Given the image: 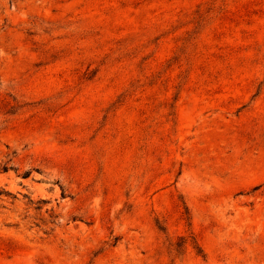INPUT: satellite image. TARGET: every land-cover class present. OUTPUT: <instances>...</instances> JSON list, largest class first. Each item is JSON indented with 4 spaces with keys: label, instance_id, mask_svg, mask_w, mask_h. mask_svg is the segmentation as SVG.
Returning <instances> with one entry per match:
<instances>
[{
    "label": "rangeland",
    "instance_id": "374dc122",
    "mask_svg": "<svg viewBox=\"0 0 264 264\" xmlns=\"http://www.w3.org/2000/svg\"><path fill=\"white\" fill-rule=\"evenodd\" d=\"M0 264H264V0H0Z\"/></svg>",
    "mask_w": 264,
    "mask_h": 264
}]
</instances>
